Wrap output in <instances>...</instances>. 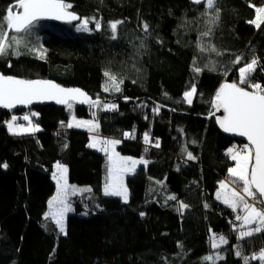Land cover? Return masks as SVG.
Masks as SVG:
<instances>
[{
  "label": "trees",
  "instance_id": "obj_1",
  "mask_svg": "<svg viewBox=\"0 0 264 264\" xmlns=\"http://www.w3.org/2000/svg\"><path fill=\"white\" fill-rule=\"evenodd\" d=\"M14 3L0 0V16ZM66 3L89 19L92 32L76 30L78 23H37L18 34L26 45L20 56L0 57L3 74L54 80L117 107L46 105L15 113L0 107V264H245V257L262 264L252 257L264 250V232L238 239L239 212L215 197L233 165L227 149L243 143L222 131L212 102L223 83L239 84L238 69L253 59L249 83L264 86V22L259 28L251 23L264 0H215L212 9L206 0ZM116 21L122 23L112 39L110 23ZM41 47L42 53L29 51ZM105 71L123 80L119 93L103 91ZM193 85L189 104L183 94ZM73 111L97 120L100 135L120 141V153L148 162L127 177L128 202L103 195L107 157L89 147L88 133L66 128ZM31 112L42 132L11 134L6 124L13 115ZM57 162L68 166L71 184L91 187L68 197L66 234L45 219ZM213 236L228 243L220 248L222 259L207 261L216 254Z\"/></svg>",
  "mask_w": 264,
  "mask_h": 264
},
{
  "label": "snow or ice",
  "instance_id": "obj_2",
  "mask_svg": "<svg viewBox=\"0 0 264 264\" xmlns=\"http://www.w3.org/2000/svg\"><path fill=\"white\" fill-rule=\"evenodd\" d=\"M203 0H193V3L201 4ZM215 0H206L208 9L214 7ZM72 5L66 3V0H15V3L5 10V14L0 16V57L12 55L20 56V47L24 45L23 36L18 34L30 33L31 29L40 20H57L66 23L80 21L76 26L78 31L89 32V19L80 18L76 13L71 12ZM257 17L251 23L257 28L260 23L264 22V8H257ZM218 18V11H217ZM95 29L100 30L101 25L95 20ZM122 21L110 23L113 33L112 39H116L118 24ZM147 32L148 26H144ZM202 35H209L208 32ZM26 46V45H24ZM29 51L42 53V47L33 48ZM41 58L43 56L41 55ZM235 63H240L237 57ZM257 61L253 59L250 63L238 69L239 84L236 82L223 83L215 93L212 107L216 112L222 110L223 114L216 117V122L225 133H234L242 137H246L248 144L244 145L242 150H236L234 147L227 149V155L235 161V166L228 169L229 181L220 182V191L217 192V199L230 207L233 212L240 209L244 215H237L235 220L242 221L239 228H246L240 231L238 239L250 237L254 233L264 232V208H258L257 205H264V86L259 83L250 84V78L255 70ZM194 71L200 72L201 69L194 68ZM104 76L108 78L103 91H121L120 85L123 80L118 81L117 76L104 72ZM248 85V90L239 85ZM196 93L193 85L190 91L183 94L189 104L192 103V97ZM34 101H55L57 104L66 105L68 109L73 108L72 101L79 103H87L91 107H102L103 110H115V104H107L100 101L99 98L93 100L85 92L79 88H64L50 80H26L0 74V107L11 109L17 105H30ZM157 106L153 109L159 112ZM35 115V113H33ZM215 115V113H213ZM95 116V113H93ZM24 120H29L25 115ZM75 119V117H73ZM16 116H13L7 122L8 129L13 134L29 131L28 128L21 127L16 129L13 127ZM63 124V122H62ZM67 127H73V123L69 122ZM76 127H86L89 131L95 132L99 128L98 123L92 120H78ZM39 128H32L31 131H38ZM128 136V133L124 134ZM93 143L89 147L95 148L98 143L104 146L100 149L108 157L107 178L104 185V195L122 197L125 202L128 200L127 189L122 183V174L136 167L137 164H146L147 161L131 160V169L128 167L130 158L120 157L119 153L114 151V146L119 144L118 140H99L92 137ZM145 143L149 142L147 133L144 135ZM156 146H159L157 142ZM188 159H194L191 153H188ZM2 167L7 168L5 163ZM57 172H53L52 178L56 181V194L48 201L49 211L45 213V219L51 217L59 227L61 233L66 234L64 215L70 210L67 203L69 191L76 194L80 191H91V189H77L74 185H69L67 180V168L59 162L55 165ZM168 199L175 200V196H169ZM181 207H187L181 204ZM144 214L141 213V216ZM254 225V227H253ZM234 230L237 227L233 226ZM211 247L217 248L221 244H227L228 241L220 236L218 241L215 236L211 238ZM236 255H241L237 251ZM217 259L222 257L217 256ZM213 257L206 256L204 260L210 261ZM252 259H259L264 264V250L259 255L254 254ZM245 264H248V258L245 257Z\"/></svg>",
  "mask_w": 264,
  "mask_h": 264
},
{
  "label": "rangeland",
  "instance_id": "obj_3",
  "mask_svg": "<svg viewBox=\"0 0 264 264\" xmlns=\"http://www.w3.org/2000/svg\"><path fill=\"white\" fill-rule=\"evenodd\" d=\"M79 24V23H78ZM77 24V25H78ZM76 25V26H77ZM76 28V30H77V27H75ZM89 28H90V24H89ZM96 30V29H95ZM80 32H83V31H80ZM89 32H92V30H91V28H90V31ZM15 68V67H14ZM6 70H7V68H6V66H3V65H0V72H2V73H5L6 72ZM194 96V95H193ZM193 98V97H192ZM33 113H35V112H31V114H25V115H27L28 117H29V120H24L23 119V117L25 116V115H13V116H16L17 117V120L16 121H20V126L19 127H14V125H13V127L14 128H16V129H19V128H21V127H24V128H28L29 129V131H27V132H21L20 134H13V133H11L10 131V133L11 134H13V135H19V136H23V135H35V134H38V133H41L42 132V128H41V126L40 125H38L34 120H33V117L34 116H36L37 117V114L35 113V115H33ZM73 117H75V119H73ZM12 119V118H11ZM10 119V120H11ZM9 120V121H10ZM78 120H92L94 123H98L99 124V122L97 121V120H95V119H83V118H79V117H77L76 115H75V113H74V111L72 112V114H71V116H70V119H69V121H68V123L69 122H71V123H73V127H71V128H69V127H67L66 126V128L67 129H69V130H76V131H82V132H86V133H88L89 134V136H90V143H93V140H92V137H97L99 140H117V139H113V138H107V137H103L102 135H100V133H99V128L95 131V132H91V131H89L86 127H76L75 126V123H76V121H78ZM15 121V122H16ZM67 123V124H68ZM66 124V125H67ZM6 127L8 128V126H7V124H6ZM35 127H38L39 128V130L38 131H31V129L32 128H35ZM9 130V129H8ZM119 141V140H118ZM89 143V144H90ZM120 144V143H119ZM119 144H116L115 146H114V151L116 152V153H119V156L120 157H125V158H130V160H129V164H128V167L131 169V163H130V161L131 160H141V159H143V158H134V157H130V156H126V155H123L122 153H120V151L118 150V146H119ZM244 145L245 144H243L242 145V147L238 144V143H235L233 146H231L230 148H235L236 150H242L243 148H244ZM104 145L103 144H100V143H98L97 144V146L95 147V148H93V147H90L91 149H93V150H95V151H99V152H101V153H103V154H105L103 151H101L100 149L103 147ZM106 155V154H105ZM106 157H107V155H106ZM231 158V157H230ZM143 160H145V159H143ZM146 161V160H145ZM231 161L233 162V165H232V167H234L235 166V161H233L232 159H231ZM148 163V162H147ZM147 163L146 164H137L136 165V167L134 168V169H132V170H130V171H126V172H124L123 174H122V183H123V186L127 189V193H128V200H129V190H128V187H127V177H129L130 175H132V174H134L135 173V171L139 168V167H141V166H146L147 165ZM107 164H108V157H107ZM56 165V164H55ZM61 165H63V166H65L66 168H67V180H68V184L69 185H74V184H71L70 182H69V177H68V174H69V170H68V166L67 165H65V164H61ZM54 172H57V169H56V167L54 166ZM229 174V173H228ZM106 178H107V174H106ZM54 180V179H53ZM223 181H225V182H228L229 180L228 179H224ZM54 183L56 184V181L54 180ZM74 186H76V188L77 189H91V187H89V186H80V185H74ZM218 191H220V185H219V189H218ZM217 191V192H218ZM91 191H80V192H77L76 194H72L71 193V190L69 191V195H68V197L69 196H71V195H73V196H75V195H83V194H87V193H90ZM56 194V193H55ZM103 195H104V188H103ZM104 196H106V195H104ZM111 197H117V196H111ZM215 197H217V193H216V196ZM118 198H121L122 200H123V198L122 197H118ZM217 199V198H216ZM128 200H127V202H128ZM217 201L218 202H220L222 205H224V206H226V207H228L227 205H225L223 202H222V199H220V200H218L217 199ZM123 202H125L124 200H123ZM67 203H68V200H67ZM126 203V202H125ZM257 207L258 208H263V207H261V205H257ZM229 209H231L230 207H228ZM232 210V209H231ZM48 211H49V207H48ZM47 211V212H48ZM237 213L239 212V215H244V213L240 210V209H237V211H236ZM67 216H68V211L65 213V215H64V224H65V230L67 231ZM54 223H55V220L54 219H52L51 217H49ZM236 222H237V225L239 224H241L242 223V221H237L236 220ZM56 224V223H55ZM57 225V224H56ZM58 227V226H57ZM253 227H254V225H253ZM58 229H59V227H58ZM240 229V231H245V230H247L246 228H239ZM63 234H65V233H63ZM224 245H226V244H221L219 247H217V248H214L215 250H216V254H214V256H211V257H213V259L214 260H216L217 258V256H219V257H224V255L222 254V251L220 250V248H222V246H224ZM257 260V259H256ZM259 260V259H258ZM210 261H212V260H210ZM262 263V262H261Z\"/></svg>",
  "mask_w": 264,
  "mask_h": 264
},
{
  "label": "water",
  "instance_id": "obj_4",
  "mask_svg": "<svg viewBox=\"0 0 264 264\" xmlns=\"http://www.w3.org/2000/svg\"><path fill=\"white\" fill-rule=\"evenodd\" d=\"M196 4V3H195ZM78 15V14H77ZM80 18L81 16L78 15ZM40 22H54V23H58V24H66V25H70V24H77L79 23L80 21H73L72 23H66L64 21H57V20H40L39 22L37 23H40ZM36 23V24H37ZM0 74L4 75L2 72H0ZM50 81H53L54 83L64 87V88H75V87H66V86H63L61 84H59L58 82L54 81V80H50ZM80 89V88H79ZM82 90V89H81ZM83 92H85L84 90H82ZM86 93V92H85ZM87 94V93H86ZM88 95V94H87ZM90 98H92L90 95H88ZM72 104L74 105H80V106H90L89 104L87 103H79V101H72ZM46 105H54V106H57V107H61V108H66L67 106L66 105H62V104H57L55 103V101H34L32 104L30 105H17L16 107L14 108H11V109H7V110H10L12 113H15V112H18L20 110H33L34 108H37V107H43V106H46ZM3 108V107H1ZM6 109V108H5ZM223 114L222 110L220 111L219 113V116H221ZM223 131V130H222ZM224 132V131H223ZM225 133V132H224ZM226 136H228L229 138L233 139L235 142H240V143H243V144H248V140L246 137H242V136H239L237 134H234V133H225Z\"/></svg>",
  "mask_w": 264,
  "mask_h": 264
},
{
  "label": "built area",
  "instance_id": "obj_5",
  "mask_svg": "<svg viewBox=\"0 0 264 264\" xmlns=\"http://www.w3.org/2000/svg\"><path fill=\"white\" fill-rule=\"evenodd\" d=\"M20 126V121H16L15 123H14V127H19Z\"/></svg>",
  "mask_w": 264,
  "mask_h": 264
}]
</instances>
